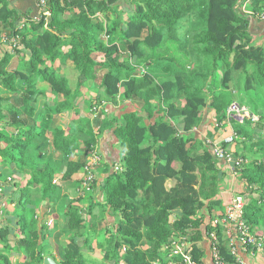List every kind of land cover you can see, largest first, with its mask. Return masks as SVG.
<instances>
[{
    "label": "trees",
    "instance_id": "trees-1",
    "mask_svg": "<svg viewBox=\"0 0 264 264\" xmlns=\"http://www.w3.org/2000/svg\"><path fill=\"white\" fill-rule=\"evenodd\" d=\"M118 1L48 0L51 14L45 22L43 16L38 20L20 16L8 0H0V24L9 26V37L19 36L13 51L27 58L18 69L10 55L0 56V123L14 128L0 127V159L15 164L21 174L30 173L22 186L14 168L7 172L11 175L7 182L20 187L23 200L16 245L24 260L19 264H44L46 250L43 229L38 230L25 209L31 201L29 186L41 184L42 199L60 200L57 174L64 168L62 182L84 170L86 154L96 143L95 128L113 129L123 150L122 169H106L100 184L94 173L90 188L79 193L89 200L87 213L67 204L68 242L61 246L59 258H53L55 264H152L177 233L189 236L197 245L195 257L201 258L199 242L213 229L204 217L210 219L215 210L223 209L218 196L222 160L192 132L207 105L218 124L226 120L234 72L245 76L244 90L259 88L264 93V44L251 41L248 19L239 6L243 0H133L132 13L125 19L114 15L104 22L92 16L96 11L114 13ZM263 2L251 0V6L255 9ZM181 25L183 33L178 32ZM56 59L59 65L69 62L73 67L78 76L72 84L57 71L61 66ZM39 80L48 83L56 100L36 112L34 103L44 94L36 86ZM88 89H95V96L82 98ZM118 96L139 110L106 119L101 112L92 121L74 119L70 130L50 128L51 113L55 118L68 110L78 113L82 103L91 107L116 102ZM259 99L262 107L254 123L261 133L264 94ZM178 119L183 121L181 133L171 122ZM231 122L237 142L247 152L240 155L247 163L237 169L249 188L244 215L264 233V139L250 146L254 138L250 119ZM79 138L87 147L85 155L67 158L63 166L52 152L75 155ZM96 204L102 205L99 214L93 212ZM217 236L220 256L231 262L225 234L217 229ZM96 249L100 259L93 255ZM0 264L15 263L1 252Z\"/></svg>",
    "mask_w": 264,
    "mask_h": 264
},
{
    "label": "crops",
    "instance_id": "crops-1",
    "mask_svg": "<svg viewBox=\"0 0 264 264\" xmlns=\"http://www.w3.org/2000/svg\"><path fill=\"white\" fill-rule=\"evenodd\" d=\"M246 4V9L247 10H253V11H258L260 10L261 6L258 8L253 9L251 6V0H243L241 2L240 10L242 9V4ZM8 4L10 8H13L20 16L28 17L30 19H37L39 17V7L37 4V0H8ZM253 5V4H252ZM114 7V13L108 12L107 15H105L103 12L96 11L95 13L92 14L95 18H98L99 20H104V22L110 20L113 18L114 15H119L123 19L127 18L133 10L134 7V1L133 0H119L117 3L113 5ZM241 12L246 15L248 19V34L251 38V41L253 44H264V20L259 19L257 16H252L244 13L242 10ZM68 14V13H66ZM98 14V15H97ZM10 33V28L8 25L0 24V36L1 35H8ZM9 36V35H8ZM7 44V43H6ZM10 45V51H5L3 53L10 55V60L13 66L15 68H23L25 66L27 58L24 56V54L17 53L13 51L14 47ZM3 47L0 45V53H2ZM55 63L57 64V69L58 72H60L62 75H65L68 79L70 84H72V81H75L77 78V74L74 71L73 67L70 65L69 62H67L66 65H59L60 60L56 59ZM232 86V84H230ZM38 89L44 91L43 95H40L37 102L34 103L35 107H37L36 112H38V109H43L44 103L46 105H53L56 98L53 92L51 91L50 86L48 83H46L43 80H39L37 82ZM233 88V86H232ZM235 90V89H234ZM236 91V90H235ZM247 91V90H244ZM248 90L247 93H250ZM96 94V90H86L84 95H82V98L88 99L94 97ZM245 94V93H244ZM239 101L244 103H247L249 96L251 97V94H248V96L245 95L246 97V102L243 99L242 95L240 93L238 94ZM257 99V98H256ZM116 102H102L99 103V109L95 111V114L99 111L102 112V118L106 119L112 116H121L123 112L126 111H136L139 110L138 107L135 105H132L129 101L122 100L120 96L117 97ZM82 103V102H81ZM257 107L255 108V105H253L250 109V112L254 114V108L259 110L262 105V101L260 99H257ZM4 106H9L7 102L3 103ZM248 104V103H247ZM259 105L261 106L259 108ZM249 106V105H248ZM87 105L81 104V107L79 108V112L76 113L74 110H68L67 112H63L61 117L57 116L55 118L54 114L51 113L50 117L52 118V122L50 123V128H54L55 125L61 126L62 128L66 130H70L71 126L73 125L72 120L82 118V116L85 117L84 120H89L92 121V115L93 118L95 117V114H91V112H87ZM256 115V114H255ZM146 123L150 122V119L148 120L145 118ZM174 125H176L178 131L181 133L183 132V121L182 119H178L176 121H171ZM257 123V122H256ZM256 123H252L251 126L253 125L254 127V138L253 141H258L264 139V132L262 131L261 133L258 132L259 128L255 126ZM0 127H3L5 131H12L14 128L8 127L5 125V121L0 123ZM234 130L233 129V122L231 120L227 119L224 120L222 123L218 124L217 123V116L216 113L214 112L213 109H211L208 105L205 106L201 110L200 114V122L199 124L193 128V137L195 139H200L204 140L206 144L211 145L215 143H219L222 141L224 138L225 134L229 131ZM81 131V130H80ZM78 132L79 137L81 136L80 133ZM93 138H95L96 146L99 150V153L101 154L103 158V163L98 165V171L96 172V179L97 182L100 184L104 179L106 174V169L110 168L113 169V166L116 164L121 163V158H122V148L119 145V142L113 135V129H106L105 131H100L98 128H95L93 131ZM47 137H51L52 131L46 133ZM50 142V138H49ZM78 149L76 150V154L72 156H64L62 153L59 151H53V156L56 158L58 161L61 160L62 165L64 166V161L67 160V158H72L74 160H77L79 157L85 155V150L87 149L86 146L83 145L82 139L79 138L78 141ZM239 142H235L231 145L228 146V149L235 155H246V149L242 147V145ZM255 143V142H254ZM49 151H52L53 149L49 146L48 147ZM90 154V152H89ZM89 154H86V157L88 158ZM86 158V159H87ZM2 160L0 159V202H3L5 204V210L2 215H0V236L2 234H9L10 230L13 232V239L9 241L11 244H17L16 240L21 236L20 233V223L18 222V218L22 215L20 207L23 205V200L19 199V194L20 191L18 190L20 187L16 186L13 187L7 180L10 178V176L7 174V172L14 168L16 171V174H13L18 176L19 179H22V186L27 183L28 179L30 178V173L25 172L21 174V172H18V167L15 164H9L7 162H1ZM222 168H223V175L221 177L220 181V190H219V198L221 199V203L224 205L228 203L231 198L238 193H241L245 200L246 203L248 201L249 195H248V187L246 186L245 181L243 178L240 177L239 173L237 172L236 174L230 172L228 166L224 164L222 161H220ZM64 171V168L60 170V172L57 174V182L59 185V198L60 200H52L50 202L48 199H42L41 198V192H40V186L41 184L38 183H33L29 186L28 190L31 192L30 195V200L27 203V206L25 207L26 212L28 215L36 221V224L38 226V230H42L44 232V243L46 245V250L44 257L49 256L52 259H58V255L56 253L55 247L59 245V238L58 236H63L62 240L64 242H68V236H69V231L67 228V217L65 214L67 204L72 202L73 204H76L79 211H81V214H84L85 212L87 213V207L89 204V200H86V195L79 197V193L83 191L82 189V178L84 173H76L73 174L72 177L68 181H62L61 182V175L62 172ZM21 174V175H19ZM98 184V185H99ZM97 185V186H98ZM171 183H168V186H170ZM101 194L98 193V197L101 199ZM257 193H253V197L258 198ZM97 197V198H98ZM102 205L96 204L95 207L93 208L94 214H99L101 211ZM223 209H218L215 210V213H220L222 212ZM178 213V211H177ZM86 216V214H85ZM88 218L90 217L89 215L87 216ZM49 219H52L51 225H47ZM209 217L205 215L204 221L205 223L208 222ZM46 223V225H45ZM44 228L51 229V231H45ZM221 230L223 231L225 229V226H221ZM204 232V226L202 228ZM258 231V230H257ZM261 232V231H258ZM226 236V234H225ZM224 236V237H225ZM3 242V243H2ZM1 242V247H0V253L3 252L7 255L8 251L11 252L10 255V260L14 262L15 264H19V262H22L24 260V256L21 252L20 249L17 248L12 250L10 247H3L6 244H4V241ZM58 243V245L56 244ZM199 246L202 248L203 253L201 256V259L204 264H214L212 257H211V250H210V243L208 238L205 236H202ZM238 254L243 260L245 264H264V256L260 253H251L250 251L242 250L239 248Z\"/></svg>",
    "mask_w": 264,
    "mask_h": 264
},
{
    "label": "built area",
    "instance_id": "built-area-1",
    "mask_svg": "<svg viewBox=\"0 0 264 264\" xmlns=\"http://www.w3.org/2000/svg\"><path fill=\"white\" fill-rule=\"evenodd\" d=\"M48 0H37L39 7V17L40 19H45L48 21L50 17V10L47 6ZM244 13L252 16H257L259 19L264 20V2L258 11L247 10L246 4H242V9ZM98 15V14H97ZM46 24V23H45ZM18 27H21L19 25ZM108 38V34L103 35ZM1 42H7L11 44L12 47L19 46V36L18 35H1ZM226 118L231 120L236 119L239 122H243L244 119H250L252 123L256 122L258 116L251 114L249 110H246L245 106L239 105L237 102L232 101L226 110ZM237 133L231 129L227 132L221 142L211 144V153L219 160H222L229 168L230 172L236 174L237 169L242 167L247 163V159L235 155L228 149V146L237 142ZM98 148H92L90 155L88 157V164L84 167V175L82 178V189L88 190L90 184L92 183L95 166H98L102 162V156L98 152ZM94 168V169H93ZM114 170H121L122 166L116 164ZM245 207L246 200L241 193L235 194L231 200L224 205L222 212L215 213L208 220L210 226L213 228L206 237L210 243L211 257L214 264H245L238 254L239 248L242 250L250 251L251 253H260L264 256V233L258 232L255 228L249 224L245 218ZM5 204L0 202V215L4 213ZM52 219H49L47 225H51ZM224 225L225 229L223 233L226 234V244L228 247V252L232 256L231 262H226L222 259L219 253L218 245L220 244L219 236H217V229H222L221 226ZM195 244L190 240L189 236L182 233H177L168 242L164 244L160 249V257L157 258L152 264H204L201 258L195 257L196 253Z\"/></svg>",
    "mask_w": 264,
    "mask_h": 264
},
{
    "label": "rangeland",
    "instance_id": "rangeland-1",
    "mask_svg": "<svg viewBox=\"0 0 264 264\" xmlns=\"http://www.w3.org/2000/svg\"><path fill=\"white\" fill-rule=\"evenodd\" d=\"M181 27H182V25L179 27V30H178V32L179 33H183L184 32V30H181ZM1 37V36H0ZM1 39V38H0ZM7 42H1L0 41V45L3 47V50L4 51H2V53H0V56H2V55H4L5 53H3V52H5V51H10L11 52V50L12 49H10V45L7 43ZM244 79H245V76H243V75H241V74H239V72H234V80L231 82V84H232V86H233V88H232V86H231V88L232 89H235L236 91H232L231 90V88H230V91H229V94H230V97H231V99H232V101H235V102H237L239 105H241V106H245L246 107V110H249V112H250V109H249V107L251 108L253 105H255V108L257 107V99H259L260 97H261V95H263L264 93L262 92V89H251V91H249L250 93H247V91H244ZM72 81V83L74 82L73 80H71ZM240 93V95H242V97H243V99L245 100V102H246V97H245V95L246 96H248V94H251L252 96L250 97L249 96V98H248V101H247V103H244L243 104V102H240L239 101V99H238V97H239V94ZM245 93V94H244ZM257 98V99H256ZM231 101V102H232ZM230 102V103H231ZM100 103H102V102H100ZM249 105V106H248ZM99 106H100V104H97V103H93V105L91 106V107H88L87 106V112H91V114H93V112H94V114H95V111H97L98 109H99ZM101 107V106H100ZM261 106L259 105V108H260ZM255 108L253 109L254 110V113L256 114V111H257V109L255 110ZM67 112V111H66ZM99 113H101V111H99L97 114H99ZM251 114H252V112H250ZM254 114V115H255ZM95 116H96V114H95ZM256 116H258V115H256ZM85 119V117L84 116H82V119ZM92 118H93V115H92ZM257 120H259V118L257 119ZM251 121V120H250ZM252 123V122H251ZM260 141L261 140H258V141H251L250 142V146H252L253 144H254V142H255V145L256 144H259L260 143ZM238 144V143H237ZM92 148H96L97 149V146H96V143L95 144H92L91 145V148H90V152H91V149ZM99 152V151H98ZM245 158H247V157H245ZM249 159V158H248ZM103 163V159H102V162H101V164ZM96 171H98V168H96ZM80 172H82V170L81 171H79L78 173H80ZM82 173H84V172H82ZM95 173V172H94ZM88 200V199H87ZM45 229V231H51V229H48V228H44ZM13 232L10 230V232H9V234H2V236H0V247H1V242L2 241H4V244H6L5 246H3V247H8V249L10 248V247H12L11 249L12 250H14V249H16V244H11L9 241H11V239H13ZM63 236H58L57 238H59V245H58V243H56L58 246H56L55 247V250H56V253H57V255H58V257L60 256L59 254L61 253L60 252V250H61V246H63V238H62ZM3 243V242H2ZM96 251V252H95ZM94 251V253H93V255H95V257L96 258H98V259H100L99 258V255H98V253L97 252H99L97 249ZM60 252V253H59ZM10 255H11V252L10 251H8V253H7V257H9L10 258ZM92 255V256H93ZM97 259V260H98ZM105 264H109V262H105Z\"/></svg>",
    "mask_w": 264,
    "mask_h": 264
},
{
    "label": "water",
    "instance_id": "water-1",
    "mask_svg": "<svg viewBox=\"0 0 264 264\" xmlns=\"http://www.w3.org/2000/svg\"><path fill=\"white\" fill-rule=\"evenodd\" d=\"M44 264H55V261L51 257L46 256L44 257Z\"/></svg>",
    "mask_w": 264,
    "mask_h": 264
}]
</instances>
